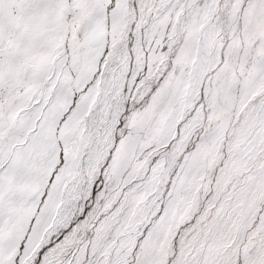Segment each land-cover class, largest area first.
<instances>
[{
    "label": "snow or ice",
    "instance_id": "obj_1",
    "mask_svg": "<svg viewBox=\"0 0 264 264\" xmlns=\"http://www.w3.org/2000/svg\"><path fill=\"white\" fill-rule=\"evenodd\" d=\"M0 264H264V0H0Z\"/></svg>",
    "mask_w": 264,
    "mask_h": 264
}]
</instances>
